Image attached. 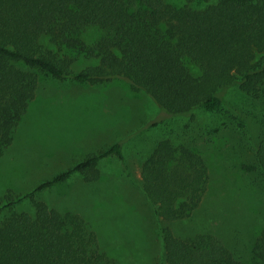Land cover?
I'll return each mask as SVG.
<instances>
[{"label":"trees","instance_id":"obj_1","mask_svg":"<svg viewBox=\"0 0 264 264\" xmlns=\"http://www.w3.org/2000/svg\"><path fill=\"white\" fill-rule=\"evenodd\" d=\"M41 75L90 85L120 80L148 95L161 119L228 113L248 138L245 118L253 115L260 127L254 168L264 190V118L243 108L248 100L264 105V0H0V158ZM122 145L89 153L28 191H4L0 264H122L81 215L38 198L74 174L95 181L102 159L123 158ZM139 173L159 221L156 264H264V227L244 257L220 235L160 225L190 218L206 194L208 167L190 141L159 139Z\"/></svg>","mask_w":264,"mask_h":264},{"label":"rangeland","instance_id":"obj_2","mask_svg":"<svg viewBox=\"0 0 264 264\" xmlns=\"http://www.w3.org/2000/svg\"><path fill=\"white\" fill-rule=\"evenodd\" d=\"M236 108L243 118L245 113ZM243 108L264 118L260 115L264 105L258 101L248 100ZM250 116L245 118L251 131L248 138L228 113L161 119L148 95L132 92L120 80L90 85L41 75L13 142L0 158V195L6 190L28 191L85 155L123 139V158L102 159L98 179L85 182L74 174L38 198L81 215L122 264H156L159 221L139 188L140 164L159 139L190 141L208 167L206 194L190 218L160 225L167 224L180 235H220L245 257L264 227V190L252 151L260 127ZM154 121L160 123L150 125Z\"/></svg>","mask_w":264,"mask_h":264}]
</instances>
